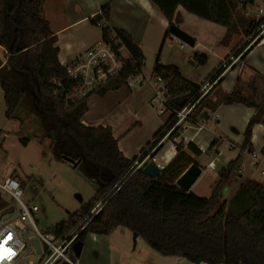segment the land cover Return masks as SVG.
Segmentation results:
<instances>
[{
	"label": "trees",
	"instance_id": "16d2710c",
	"mask_svg": "<svg viewBox=\"0 0 264 264\" xmlns=\"http://www.w3.org/2000/svg\"><path fill=\"white\" fill-rule=\"evenodd\" d=\"M150 1L168 26H177L180 20L177 9L181 8L195 18L225 28L224 44L232 36L251 37L258 32L259 23L246 14L247 9L253 7L254 0ZM42 6L43 0H0V48L4 52L6 66L0 68L4 116L8 120L14 119L20 105L38 114L42 138L49 141L51 159L55 162L79 161L77 167L84 178L96 187L92 201L68 214L66 220L45 233L65 236L102 200L101 209L77 235L76 240L82 244L87 233L106 236L122 227L136 233L150 249L163 257L184 258L193 264H264L263 184L246 179L230 199L222 200L223 192L237 177L241 152L252 150L253 126L264 124V98L258 100L259 89L255 79L243 81L239 76L232 91L222 96L220 102L224 105H242L252 108L254 114L246 125L238 154L217 173L209 197H197L174 183L188 166L195 164L183 152L181 142L174 143L175 159L152 179L141 168L130 170L136 158L128 160L123 157L109 127L81 123L87 112L86 101L92 94L83 99H64L77 82L68 78L65 67L57 60L56 37L42 16ZM100 11L101 15L92 18L93 25L108 19L109 6H102ZM101 31L105 38L110 27L104 26ZM113 31L129 57L123 70L93 93L99 96L124 86L125 80L143 67L142 53L133 39L122 30ZM258 40L259 37L255 44ZM206 60V54L193 52L189 63L203 65ZM224 70L216 72L210 83L217 81ZM152 75L163 83L170 115L155 133V140L175 114L189 104L194 107L185 121L194 118L205 106L207 95L201 97L200 86L184 78L175 67L162 66L158 59ZM219 80L220 83L222 79ZM219 83L216 82V86ZM173 126L174 123L169 129ZM179 130L180 127L175 126L168 134V140L177 138ZM2 133L0 130V135ZM163 136L156 140L154 146ZM24 142L21 140L22 144ZM217 145L216 139L207 152L215 149L213 153L216 154ZM187 147L193 148L190 144ZM192 151L200 154L194 148ZM115 185L117 190L113 188Z\"/></svg>",
	"mask_w": 264,
	"mask_h": 264
},
{
	"label": "crops",
	"instance_id": "0c3cea01",
	"mask_svg": "<svg viewBox=\"0 0 264 264\" xmlns=\"http://www.w3.org/2000/svg\"><path fill=\"white\" fill-rule=\"evenodd\" d=\"M104 5L109 6V17L104 21L106 26L126 32L141 51L143 56V67L141 69L143 81L131 88L124 85L117 90L107 92L103 96L92 94L86 101L87 112L81 123L85 126L109 127L113 138L117 142L118 151L123 157L128 160L135 158L137 160L143 151L147 149L146 147L154 143L155 133L163 127L170 116L167 111L164 115L159 116L158 107L153 106L151 103L154 95L163 89V83L160 80L157 81L152 75L153 66L157 59L162 66L175 67L184 78L201 88L210 83V78L216 72L225 68L219 76V79H222L221 82L219 83L220 80L217 79L209 89H206L204 94L207 95L205 106L191 120H184L176 125L180 127L179 136L174 138L173 141L168 140L166 135L163 136L159 141L158 150L152 154L154 162L146 160L144 163L152 162L159 165L161 168L158 169L161 171L177 156L174 143L181 142L185 155L200 168L201 172L197 179L203 176L204 182L208 185L211 183L215 185L217 173L238 154L239 146L244 140V130L254 114L252 108H246L238 104L224 105L220 101L224 94L227 95L232 91L237 78L239 76L242 78L246 74V72H243V68L247 69V73L253 72L254 75L251 78L255 79L256 84H258L259 92L264 91V83L259 85L255 77L257 75L264 81V60L261 63L262 65L255 62V60L247 64V61L255 54L256 50L264 47V32L258 40L259 42L253 46L242 60L243 53L239 51V48L233 52V48H235L232 44L233 36L228 43H223L225 28L220 26L211 27L207 24L201 25L197 21H190L195 20V17L185 16L180 12L179 9L181 8H178L177 13L180 20L177 27L192 37L195 43L190 51L166 60L163 65L161 50H163L162 46L168 36V22L150 0H43L42 16L47 21L50 31L56 37L57 60L62 67L69 64L88 47L100 41L102 31L93 25L91 20L95 16L101 15L100 9ZM202 29L205 33L200 32ZM204 36L208 37L206 42L201 39ZM172 38L176 39L173 36ZM168 46H171V44ZM182 46L183 44L180 43L179 49L182 50ZM0 50L3 54L0 60L2 62L0 67H2L5 59L3 50L1 48ZM189 52L206 54L207 60L202 66H206L212 58V61H216L217 64L220 63L219 69L209 79L206 78L205 80L200 72L201 69L197 67L199 65L189 63ZM231 56L234 59L232 58L233 61L227 65ZM247 75L249 76V74ZM216 82L219 83L217 86ZM159 83L162 84L161 89L158 88ZM261 95L259 93L258 100L264 97V95ZM93 108L96 110V114L89 115L90 110ZM4 112L5 104L3 92L0 88V115L5 118ZM0 124L2 126L3 122H0ZM162 132L156 140L161 137ZM3 133L0 135V149L7 154L5 149L8 147V138L5 132ZM263 135L264 124L254 125L251 132L252 150L251 152H241L237 177L229 183L223 192V201L230 199L239 185L246 179L264 184V175L260 174L261 171H264ZM216 139L218 141L216 154L213 153L215 149L207 152L208 147ZM21 140H25V144H22L21 148L23 149L29 140L18 137V141L21 142ZM188 144L199 151L200 154L196 155L192 151L193 148L187 147ZM252 154L256 155L257 163L251 158ZM15 174L16 171L13 170L10 176H5L4 179L13 178L24 186L23 179L15 178ZM197 179L192 185L195 184ZM176 180L174 181L175 184ZM212 184L211 187H213ZM209 189L208 194L210 195L212 190ZM116 231L119 232L120 238L116 237L114 239L112 234ZM131 237L132 233L122 227L114 229L106 236L87 233L79 256L75 257L73 250L69 254H72L75 258H80L79 264H193L184 258L163 257L150 249L145 243L147 247L143 245L138 247L139 240H142L139 236L136 237V244H133L134 247L131 248ZM87 241L90 245H86ZM70 261L73 264H78L77 261Z\"/></svg>",
	"mask_w": 264,
	"mask_h": 264
},
{
	"label": "rangeland",
	"instance_id": "374dc122",
	"mask_svg": "<svg viewBox=\"0 0 264 264\" xmlns=\"http://www.w3.org/2000/svg\"><path fill=\"white\" fill-rule=\"evenodd\" d=\"M262 3H264V0H254V6L257 8H261ZM179 10L185 16L193 17L192 15L186 13L183 9ZM251 13L252 8L247 9L246 14L251 15ZM262 16L264 17V9H262ZM190 21H197V23H201V25L207 24L211 27H218L198 18ZM200 32L205 33L203 29ZM256 32L249 40V37H246L245 35L233 36L234 39L232 44L235 47L233 48V52L239 48V51L245 53L243 54V56H245L248 53V49L250 47L253 48L255 45V39L257 37L260 39V37L263 35L264 26L259 29L257 33ZM207 38V36H204L201 39L203 42H206ZM180 43V41L173 39L172 36L168 34L167 39L162 46L163 50H161V55L163 58L162 64L168 59H173L175 56H179L190 51L191 47L184 43H182L183 49H179ZM170 44L171 46H168ZM192 54L193 52H189L188 55L190 58ZM2 57L3 54L0 50V60ZM232 58L233 56H231V59H229L227 65L233 61L234 58ZM263 58L264 47L258 48L255 54L247 61V64H250L252 60H255V62H258L260 65H262L261 63L264 60ZM0 64H2L1 61ZM197 67L198 69H201L200 72L203 74L202 76L206 80V78L209 79L211 75L219 69L220 63L217 64L216 61H212V58H210V62L206 66L199 65ZM243 72H246V74L242 77L243 81L252 79L251 77L254 75L253 72L247 73L246 68H243ZM247 74H249V76ZM255 77L257 78L256 80L259 85L264 83L263 79H260L257 75H255ZM161 87L162 84L159 83L158 88L161 89ZM259 93L264 95V91H260ZM94 114H96V110L93 108L90 110L89 115ZM0 122H3L2 126L0 124V129L5 132L8 138V147L5 149L7 154L5 151L0 149V183L5 176H10L13 170L16 171V174L14 175L15 178L19 177L23 179L24 186L21 183L23 191L21 200L25 204L37 206L38 211L36 212L35 226L38 231L41 233L47 232L55 224L66 220L69 213L75 212L82 205L92 201L96 187L84 178L81 170L78 167L73 168L67 162H55L51 159L48 152L49 141L42 138L40 125L41 117L38 114L29 111L26 107L20 105L15 112L14 119L8 120L5 119L3 115H0ZM166 127L162 132V135L164 136H168V134L171 132L169 129L164 131ZM18 137L27 138L29 140L28 144L23 147V149H21L23 145L20 141H18ZM146 148L148 149L149 147L147 146ZM147 149L143 151L141 155L147 153ZM211 184L208 185L206 182H204V178L201 176L197 179L195 184L190 187L188 192H191L198 197L207 198L209 196L208 189L211 188L212 190L214 187L213 184V187H211ZM17 209V203L12 201L7 195L0 191V216L2 215L3 217H7L8 214L14 210L17 211ZM22 225L24 226L26 224L22 223ZM118 233L119 232L117 231L114 232L112 237L114 239H116V237L120 238ZM26 236L33 238L34 232L28 228ZM86 245H90L88 241ZM140 245L147 247L142 240H139L138 242V247H140ZM41 246H43L42 243ZM133 247L134 245L131 237V248ZM68 258L72 261H77L79 264L80 258H75L72 254H68ZM40 259L41 255L31 254L30 250L25 249L23 260L26 264H39Z\"/></svg>",
	"mask_w": 264,
	"mask_h": 264
},
{
	"label": "built area",
	"instance_id": "2783aa9c",
	"mask_svg": "<svg viewBox=\"0 0 264 264\" xmlns=\"http://www.w3.org/2000/svg\"><path fill=\"white\" fill-rule=\"evenodd\" d=\"M262 9H264V3H262L261 8H257L254 5L252 7L251 16L255 22L259 23L258 30L264 26ZM95 26L102 29L106 24L104 20H101L98 21ZM252 36L254 35H251V37ZM128 57V52L122 41L113 29L110 28V32L105 38L101 37L100 41L88 47L83 53L65 66L68 78L76 81L77 86L72 88V90L65 95L64 99H83L95 93L123 70L125 60ZM142 81V71L136 70L134 75L125 80V85L131 88L141 84ZM157 81H159V79H157ZM213 83H208L201 88L199 92L201 93V97L205 94L206 89H209ZM151 103L153 106L158 107L157 112L159 116H162L164 112L167 111V98L164 89H161L154 95L151 99ZM193 107L194 105L190 106L189 104L181 111L177 112L172 122L164 131L169 129L172 123H174V128L180 122L187 119ZM155 142L156 139L154 143ZM154 143L149 146L147 153L141 155L133 163L130 170L133 168V170L140 169L145 165L144 163L146 160L154 162L152 154L159 145L158 143L154 146ZM251 158L257 163L255 154H252ZM156 166L159 169L161 168L159 165ZM260 174L264 175V171H261ZM113 188L115 190L118 189L116 185ZM0 191L18 205L17 211H12L7 217L0 216V264H26L23 260L25 249L35 254L32 246L33 238H37L40 245L39 255H41V259L39 264H60L63 262L73 264L69 260L68 254L72 252V247L76 241L77 235L102 207L101 200L96 203L90 213L78 223L71 232L63 237H55L50 233H41L36 229L35 220L38 208L35 205L25 204L21 200L23 191L17 180L10 177L4 179V181L0 183ZM22 223L26 225L23 226ZM28 228L34 232L33 238L26 236ZM8 237H11V239L9 240ZM5 241L7 242L5 243ZM41 243L43 246H41ZM9 250L11 254H9Z\"/></svg>",
	"mask_w": 264,
	"mask_h": 264
},
{
	"label": "water",
	"instance_id": "95a60500",
	"mask_svg": "<svg viewBox=\"0 0 264 264\" xmlns=\"http://www.w3.org/2000/svg\"><path fill=\"white\" fill-rule=\"evenodd\" d=\"M167 31H168V34L178 39L181 43H184L190 47H192L195 43L192 37H190L188 34L180 30L176 25H169ZM0 68H6V66L3 65ZM65 161H67L73 168H76L79 163V161L73 162L68 159ZM141 169L145 175H147L148 177L152 179L156 178L160 173V170L158 169V167L152 162H149L143 165ZM200 172H201L200 168L197 165L192 164L176 180V185L183 191L187 192L189 188L191 187V185L194 183V181L197 179V177L200 175ZM136 237H137V234L132 233L133 244H135ZM82 245L83 244L77 240L73 244L72 250H73L75 257L79 256L81 249H82ZM32 246L34 249V253L40 254V245H39V241L37 238L32 239Z\"/></svg>",
	"mask_w": 264,
	"mask_h": 264
},
{
	"label": "snow or ice",
	"instance_id": "6c2138e0",
	"mask_svg": "<svg viewBox=\"0 0 264 264\" xmlns=\"http://www.w3.org/2000/svg\"><path fill=\"white\" fill-rule=\"evenodd\" d=\"M8 239L10 240V239H11V237H8ZM6 242H7V241H5V243H6ZM9 254H11V253H10V250H9Z\"/></svg>",
	"mask_w": 264,
	"mask_h": 264
}]
</instances>
